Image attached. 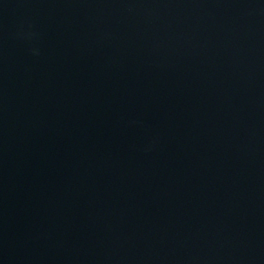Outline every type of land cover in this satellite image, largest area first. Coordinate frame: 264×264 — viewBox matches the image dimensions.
<instances>
[{
  "label": "water",
  "instance_id": "1",
  "mask_svg": "<svg viewBox=\"0 0 264 264\" xmlns=\"http://www.w3.org/2000/svg\"><path fill=\"white\" fill-rule=\"evenodd\" d=\"M0 264H264V0H0Z\"/></svg>",
  "mask_w": 264,
  "mask_h": 264
}]
</instances>
